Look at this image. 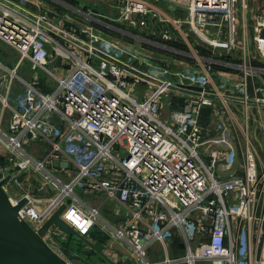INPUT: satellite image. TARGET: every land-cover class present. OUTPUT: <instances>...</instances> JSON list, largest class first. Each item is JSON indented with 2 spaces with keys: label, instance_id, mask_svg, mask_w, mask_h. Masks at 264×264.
<instances>
[{
  "label": "built area",
  "instance_id": "2783aa9c",
  "mask_svg": "<svg viewBox=\"0 0 264 264\" xmlns=\"http://www.w3.org/2000/svg\"><path fill=\"white\" fill-rule=\"evenodd\" d=\"M6 1L0 0V41L20 55L14 66L0 61V142L22 156L20 171L40 174L55 194L39 208L25 192L20 214L38 228L66 203L62 218L87 235L103 218L100 207L79 204L76 192L103 193L125 206L126 220L112 229L141 264H264V160L250 129L251 108L264 107V5L254 25L255 57L249 41L237 38L238 0H116L119 12L113 20L133 25L149 26L159 9L156 2L182 11L184 17L162 21L171 23L182 39L194 32L208 45L212 58L197 55L206 63L235 55L238 48L237 75L208 63L194 68L162 59L141 67L110 54L105 46L111 40L95 24L69 30L77 38L86 34L84 41L91 46L86 49L42 23L54 24L56 17L35 12L29 4L43 7V0ZM241 2L246 10L249 2ZM59 22L57 27L66 30L63 18ZM163 36L174 38L169 29ZM93 47L112 59L95 54ZM25 61L52 76L55 86L42 90L19 73ZM175 93L184 97L183 105L165 115ZM221 98L242 106L241 132L225 114L218 115L213 132L201 124L203 108ZM33 142L46 145L47 152L39 158L30 155L25 147ZM62 159L71 164L66 181L49 168ZM7 166L0 161V180ZM22 196L10 194L13 203ZM60 234L53 227L45 239L55 248ZM176 236L185 252L175 256L170 248ZM156 242L164 255L148 259Z\"/></svg>",
  "mask_w": 264,
  "mask_h": 264
},
{
  "label": "crops",
  "instance_id": "0c3cea01",
  "mask_svg": "<svg viewBox=\"0 0 264 264\" xmlns=\"http://www.w3.org/2000/svg\"><path fill=\"white\" fill-rule=\"evenodd\" d=\"M90 1L91 0H44L45 5L43 7L35 6L34 9L33 8L31 9L38 13H49L50 15H53L56 18H59V17L61 19L63 18V20L65 21V25H66V22H72L71 26L74 30H76V32L80 31V28L87 23H92L93 25L95 24V27H97L98 30H100L105 35H107L106 32L100 29V27H104L107 29L111 28L112 30L114 29V27L121 29V27L117 26L118 24L116 23H111L107 19H103L101 17H94L91 15V13H93L97 9L101 10L102 12H109L111 8L113 11L111 12L112 16H116L119 12L118 7H117L118 2H116V0H99V2L103 1L105 5V7H102V8L97 7L95 3L92 5L94 7L89 6ZM247 1L249 2V7L246 10L242 8L241 0H238V3H237L238 11H239L238 12V28L239 29L237 32V38L239 41H241L242 38H246L251 44V47L253 49V55L257 57L258 54L256 53V50L254 48L255 46L254 45V35H255L254 25L256 24V15L260 13L259 10L261 9L262 5H264V0H247ZM155 5H157V8H159L158 11L155 13H152L151 19L148 22L149 26L147 25H144V26L148 27L149 29H152V31H159L162 34L166 29H169L173 32V35H174V38L166 40L170 44L167 50H169L168 52L172 55V57H170V59L161 57L163 61L164 62L168 61L167 63L171 65H175V66L182 65V64L192 65L193 62L197 63L195 59L188 57L189 56L188 54L186 55L185 53H180L171 48L175 46L174 44L176 45L178 44V46H180L179 44L182 43L181 42L182 38L173 29L171 23L162 21V18L164 17L168 18L172 15L173 16L179 15L180 17H184L185 14L182 11L171 9L170 7H168L167 5L161 2H156ZM99 10L95 11L94 13L102 14L101 11ZM87 14L91 16H87ZM66 15L68 17H66ZM105 15L106 14H102L100 16L111 19L109 15L107 16ZM113 21L116 22L115 20ZM122 22L125 24H128V26L133 29H137V28L141 29L142 27H144L140 25H133L128 21H120L119 23H122ZM54 34L57 37H62L63 39H65L63 36H60L57 33H54ZM0 43H1L0 44V47H1L0 48L1 49L0 50V61L3 64H8V63L13 64L14 62L16 63L19 58L18 56L20 55L19 51L11 47L10 45L6 44L3 41H0ZM198 52L207 58H212V53H209V52L204 53L199 50ZM239 52L240 50L237 48L235 55L226 54V55H223L222 58L220 59L218 58V61L216 62H212L211 64L209 62L207 63L212 65L214 68L221 70L223 72L240 75V72L237 69V64L241 62ZM16 54H17V57H16ZM201 60H204V59H201ZM206 61L207 60L203 61L204 64L199 63L198 61V66H206L207 65ZM60 62H61V59H60ZM255 62L256 64L261 63L258 60H255ZM51 67H54V69L57 72H59V74L64 73V70L59 67V64H57V62L56 63L52 62ZM29 79L33 80V78H29ZM37 85L42 90L48 89V87L42 88V86L39 83H37ZM250 91L252 92V89ZM180 99L182 100V102H179ZM175 101H178V102L175 103ZM170 102L174 103L173 104L174 107L172 109L181 108L184 102V97H182L181 95H177L175 93L172 96ZM204 108L202 110V113L204 111ZM260 125L262 126L264 124L260 122ZM252 129L253 130L251 134H252L253 140L255 141L257 145L258 144L256 141L257 135L259 136V138H262L264 140V131L263 129L260 128V126L258 127L256 123ZM32 144L37 145L36 151L34 152L31 151ZM32 144L26 145L25 148H26V151L30 155L34 156L35 158H39L44 154V152L45 153L47 152L48 147L46 145H40L39 142H33ZM7 151L13 154V156L17 155L10 148H8ZM0 161H2L1 158H0ZM62 161L67 162L66 160H63V159L60 160L59 162H62ZM70 167H71V164H68V163L66 166H62V165L56 166L54 162L49 166V168L52 169L56 175L60 176L65 181L69 179L66 170L67 168H70ZM19 176H20L19 179L21 180L22 184L27 186L26 192L31 193L35 197V199L37 200L36 205L39 208L45 207L46 205L50 203L51 199L53 198L55 194L52 191V189H50L48 186L42 183V177L40 174L38 173L28 174L25 172L23 173V171H20L14 177H19ZM12 181L10 182V184L12 183ZM77 191H78L76 192L77 195L83 201V202L82 201L78 202L79 204L88 205V207L98 206L100 207V209L104 208V206L107 205V209L101 212L103 219H100L97 222V225H95L87 233V236L91 240L100 239L104 241L106 252L112 258H115L114 260H116L117 262H121L127 257H130L132 259L133 257H131L130 255V249H129L128 242L124 240L123 238L118 237L112 229L113 226H118L120 225V223L122 224V222L126 220L127 215L123 213L122 211L120 212L119 210V209H124L126 211L125 206L122 205V203L117 199L106 198V196L103 193H89V192L86 193L84 192V190H80V189ZM23 194H21L20 196H22ZM69 237H71V235H67L65 233L57 235L56 237L57 240L55 241L54 246L63 256H66V258L70 260L71 263L79 264L77 262V258H78L77 256L70 257L71 255L69 256L68 255L69 253L64 250L63 244H65L68 240H70ZM83 244H84V247H86L87 253L86 252L85 253L90 256V259L87 260V263L85 261H82V264H100L98 260L99 258L103 259V257L99 253H97L94 249H92L90 246H88L87 244L85 243ZM170 250H171V254L175 256L182 255L185 252L184 243L179 236H176V241L172 244ZM163 255L164 253H163L161 245L158 242H156V243H153V246L150 248L147 258L151 260H156V259H161ZM105 264H109V263L106 261ZM130 264H141V261L140 259H132ZM179 264H187V263H179ZM198 264H210V263L199 262Z\"/></svg>",
  "mask_w": 264,
  "mask_h": 264
},
{
  "label": "rangeland",
  "instance_id": "374dc122",
  "mask_svg": "<svg viewBox=\"0 0 264 264\" xmlns=\"http://www.w3.org/2000/svg\"><path fill=\"white\" fill-rule=\"evenodd\" d=\"M44 2V0H43ZM98 2V3H97ZM95 3L97 7H105L103 1L99 0H91L89 6H92ZM34 3H30L29 7L30 8H35ZM95 6V7H96ZM94 7V6H92ZM91 7V8H92ZM99 9L95 10L98 11ZM94 11V12H95ZM101 11V10H99ZM48 12V11H46ZM91 13L92 16L94 17H101L103 19L109 20L111 23H116L118 24L117 26L121 27V29L115 28L112 30L111 28L107 29L104 27H100V29L104 30L106 32L108 39L111 40L110 44H107L105 46V49L110 52V54H114L116 56H119L120 58L129 60L131 63L145 67L147 62L157 60L162 61L163 58L170 59L172 55L168 52L167 50L168 46L170 45L167 39L163 36V34L159 31H152V29H149L148 27H142L141 29H133L128 26V24L125 23H119L120 21H113L114 16H112V9L110 8L109 12H102V14H106L105 16L109 15L111 19L104 18L100 15L102 14H97V13ZM88 15L87 16H91ZM109 34V35H108ZM180 47L184 51H187L190 53L188 57L195 59L197 63H192L194 68H197L198 66V61L199 63L204 64V60H201L198 58L197 55H201L199 51L204 52V53H211V49L209 48L208 45L200 41V39L197 37V35L194 32H190L188 36H186V39H181ZM1 44V43H0ZM8 46V45H7ZM10 47V46H9ZM1 48V47H0ZM11 48V47H10ZM1 50V49H0ZM17 57V54H16ZM19 57V56H18ZM169 57V58H168ZM174 57V56H173ZM162 59V60H161ZM188 60V59H187ZM17 61V60H16ZM166 61V60H165ZM168 62V61H167ZM8 63V66H13V64ZM199 67V66H198ZM19 73L23 74L27 78H33V80L36 83H39L42 88L43 87H48V86H55L56 80L52 76H49L48 74L44 73L42 70H33L31 68V63L30 61H25V63L19 68ZM178 101H175V103ZM179 102H182L180 99ZM173 102H169L167 104V107L164 110V114L167 115L170 110H173ZM242 106L240 104H234L231 101H226L223 98L221 99H216L212 103V105L205 107L204 111L201 116V124L205 127L206 130L209 132H213L216 128V121L218 119L219 114H225L228 116L229 121L231 125L236 128L238 132H241L242 129V112H241ZM251 116H250V129H252L255 125V123L260 126L261 129L264 131V125H260V122L264 124V107H259V106H254L251 108ZM8 116V114H7ZM259 129V128H258ZM253 130V129H252ZM251 130V132H252ZM252 136V134H251ZM253 138V137H252ZM254 141V140H253ZM257 144L259 147V152H260V159L264 160V140L262 138H259L257 135L256 139ZM255 142V141H254ZM1 144V142H0ZM256 144V143H255ZM37 145L32 144L31 151L34 152L36 151ZM7 147L3 144L0 145V158L3 161L4 165H8L7 167H11L15 164H18L19 158L22 156L18 154L16 156H13L9 151L6 149ZM16 152V151H15ZM7 155V156H6ZM9 155V156H8ZM13 164V165H12ZM18 173V172H17ZM24 173V171H23ZM17 175V174H16ZM15 175V176H16ZM15 178V179H14ZM19 177H13L12 178V183L9 184V186L6 187L7 191L15 196H19L27 191V186L22 184L21 180ZM78 192V191H77ZM107 209V205L104 206V208L100 209V212L104 211ZM120 212L122 211L123 213H126L124 209H119ZM126 218V217H125ZM122 219V218H121ZM70 240H68L64 246V250L67 251L70 257H75L77 256V262L79 264H82V261H85L87 263V260L90 259V256L87 255L86 253V247H84V244L82 243V240H80L77 236L71 235L69 237ZM86 252V253H85ZM89 254V253H88ZM100 264H105L106 260L100 259L98 260Z\"/></svg>",
  "mask_w": 264,
  "mask_h": 264
},
{
  "label": "water",
  "instance_id": "95a60500",
  "mask_svg": "<svg viewBox=\"0 0 264 264\" xmlns=\"http://www.w3.org/2000/svg\"><path fill=\"white\" fill-rule=\"evenodd\" d=\"M2 1L7 2L6 0ZM15 8L36 19V16L30 14L28 11L19 7ZM54 21V24L45 21L42 23L54 33L86 49L91 48V46L84 41L86 36L84 32L80 34V38L69 33L72 22H66V30H63L57 27V24L60 23L59 18H56ZM92 51L101 57L112 59V57L98 48L93 47ZM131 70L138 72L135 69ZM181 91L196 95L201 94L199 91L195 90L181 89ZM209 97L215 98V95L211 94ZM54 164L56 166H66L67 162H59L56 160ZM20 170V164L9 167L5 171L4 178L0 180V264H73L45 239V235L53 227H57L67 235L77 236L83 243L99 253L109 264L131 263L132 259L130 257L125 258L121 262H117L114 260L115 258H112L106 252L104 241L100 239L91 240L87 235L81 234L70 225V223L63 219L61 215L67 207L66 203L61 204L44 223L38 228H35L20 214V209L25 204L27 198L22 196L16 203H13L6 189V184L9 183Z\"/></svg>",
  "mask_w": 264,
  "mask_h": 264
},
{
  "label": "trees",
  "instance_id": "16d2710c",
  "mask_svg": "<svg viewBox=\"0 0 264 264\" xmlns=\"http://www.w3.org/2000/svg\"><path fill=\"white\" fill-rule=\"evenodd\" d=\"M179 45H181V44H179ZM2 163H3V161H1Z\"/></svg>",
  "mask_w": 264,
  "mask_h": 264
}]
</instances>
